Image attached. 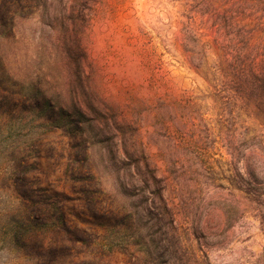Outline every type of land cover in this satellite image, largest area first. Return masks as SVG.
Masks as SVG:
<instances>
[{
  "label": "rangeland",
  "instance_id": "374dc122",
  "mask_svg": "<svg viewBox=\"0 0 264 264\" xmlns=\"http://www.w3.org/2000/svg\"><path fill=\"white\" fill-rule=\"evenodd\" d=\"M174 6L0 0V264H264V105L192 69Z\"/></svg>",
  "mask_w": 264,
  "mask_h": 264
},
{
  "label": "trees",
  "instance_id": "16d2710c",
  "mask_svg": "<svg viewBox=\"0 0 264 264\" xmlns=\"http://www.w3.org/2000/svg\"><path fill=\"white\" fill-rule=\"evenodd\" d=\"M172 45L219 94L264 105V0H174ZM213 60L211 63L209 59ZM264 113V112H263ZM264 232V215L261 217Z\"/></svg>",
  "mask_w": 264,
  "mask_h": 264
}]
</instances>
